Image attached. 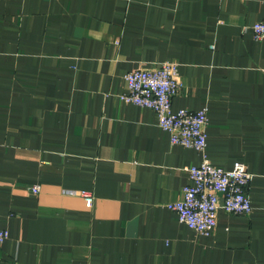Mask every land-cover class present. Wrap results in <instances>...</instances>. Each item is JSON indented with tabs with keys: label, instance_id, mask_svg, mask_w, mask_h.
<instances>
[{
	"label": "crops",
	"instance_id": "crops-1",
	"mask_svg": "<svg viewBox=\"0 0 264 264\" xmlns=\"http://www.w3.org/2000/svg\"><path fill=\"white\" fill-rule=\"evenodd\" d=\"M262 20V0H0V264H264ZM163 62L210 162L251 174V214L220 208L207 236L167 208L202 154L119 100Z\"/></svg>",
	"mask_w": 264,
	"mask_h": 264
},
{
	"label": "built area",
	"instance_id": "built-area-1",
	"mask_svg": "<svg viewBox=\"0 0 264 264\" xmlns=\"http://www.w3.org/2000/svg\"><path fill=\"white\" fill-rule=\"evenodd\" d=\"M250 31L255 40L264 41V20L254 23ZM178 67L175 62H163L156 68L127 72L123 76L126 91L119 95V100L151 109L158 126L168 132L171 145L202 154L201 162L187 169L189 183L182 187L180 199L167 204V208L176 213L180 223L207 236L216 226V213L220 208L231 215L251 214L252 204L246 191L251 174L244 163L235 162L230 169H223L207 158L206 109H172L173 98L183 91ZM32 191L36 193L38 188ZM80 195L86 203H92L91 194L82 191ZM7 238V230L0 227V244Z\"/></svg>",
	"mask_w": 264,
	"mask_h": 264
}]
</instances>
